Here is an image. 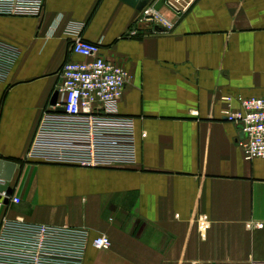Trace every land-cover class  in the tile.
<instances>
[{"label":"crops","instance_id":"crops-1","mask_svg":"<svg viewBox=\"0 0 264 264\" xmlns=\"http://www.w3.org/2000/svg\"><path fill=\"white\" fill-rule=\"evenodd\" d=\"M148 4L171 29L123 0L0 16V38L20 48L0 85V158L20 165L6 216L86 228L83 264H264V158H243L240 124L224 113L264 97V0ZM71 30L129 73L117 115L69 117L56 104L61 65L84 60ZM101 234L108 248L90 243Z\"/></svg>","mask_w":264,"mask_h":264},{"label":"built area","instance_id":"built-area-1","mask_svg":"<svg viewBox=\"0 0 264 264\" xmlns=\"http://www.w3.org/2000/svg\"><path fill=\"white\" fill-rule=\"evenodd\" d=\"M163 1L176 9L179 0ZM43 3L44 0H0V16L40 17ZM139 12V20L147 21L151 28L156 25L171 29L173 26L151 4L147 3ZM79 33L69 32L70 49L84 60H66L61 65L56 104L69 117L115 116L129 73L120 64L102 56L99 43L87 41ZM19 54L17 45L0 38V85L8 78ZM223 99L230 101L229 96ZM238 103V108H228L224 113L228 121L240 124L242 156L245 160L264 158V97L243 98ZM4 182L0 179V186ZM0 198V264H83L89 242L86 228L10 219L5 213L7 206L10 202L17 203L19 198L12 194L7 196L5 190H0ZM254 225L261 227L262 224ZM197 227L204 237L209 227L207 216L199 215ZM90 243L97 249H105L110 239L101 234L91 238Z\"/></svg>","mask_w":264,"mask_h":264},{"label":"water","instance_id":"water-1","mask_svg":"<svg viewBox=\"0 0 264 264\" xmlns=\"http://www.w3.org/2000/svg\"><path fill=\"white\" fill-rule=\"evenodd\" d=\"M123 1L133 6L136 10L140 11L148 3L149 0H123ZM19 167L20 165L14 161L0 158V179L5 181L0 186V190H5L7 196L11 194V188L9 186V182L12 178L13 172L15 171V169H18ZM6 201L7 200L5 199L4 202Z\"/></svg>","mask_w":264,"mask_h":264}]
</instances>
